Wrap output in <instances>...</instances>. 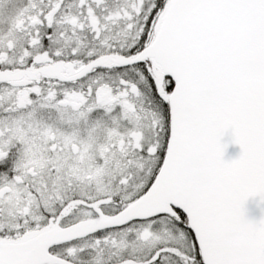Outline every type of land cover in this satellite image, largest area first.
I'll list each match as a JSON object with an SVG mask.
<instances>
[{
	"label": "snow or ice",
	"instance_id": "1",
	"mask_svg": "<svg viewBox=\"0 0 264 264\" xmlns=\"http://www.w3.org/2000/svg\"><path fill=\"white\" fill-rule=\"evenodd\" d=\"M0 264H264V0H0Z\"/></svg>",
	"mask_w": 264,
	"mask_h": 264
},
{
	"label": "water",
	"instance_id": "2",
	"mask_svg": "<svg viewBox=\"0 0 264 264\" xmlns=\"http://www.w3.org/2000/svg\"><path fill=\"white\" fill-rule=\"evenodd\" d=\"M238 151H239L238 145L230 144L228 151L226 152V158H230V157L236 155V153H238ZM247 207H248V215L254 216V217H258L260 215V210L256 206L254 201L250 200L248 202Z\"/></svg>",
	"mask_w": 264,
	"mask_h": 264
}]
</instances>
